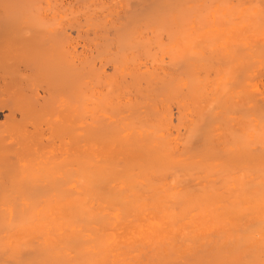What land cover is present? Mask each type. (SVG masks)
<instances>
[{
	"label": "bare ground",
	"instance_id": "6f19581e",
	"mask_svg": "<svg viewBox=\"0 0 264 264\" xmlns=\"http://www.w3.org/2000/svg\"><path fill=\"white\" fill-rule=\"evenodd\" d=\"M143 1L97 95L62 27L0 35V82L19 90L0 241L36 238L32 264H264V0Z\"/></svg>",
	"mask_w": 264,
	"mask_h": 264
},
{
	"label": "rangeland",
	"instance_id": "374dc122",
	"mask_svg": "<svg viewBox=\"0 0 264 264\" xmlns=\"http://www.w3.org/2000/svg\"><path fill=\"white\" fill-rule=\"evenodd\" d=\"M86 1L87 0H84V1L83 0H59V1L58 0H34V1L33 0H31V1L30 0H0V35H3L7 39L10 37L13 39L15 37L17 39V41L23 42L24 40H26L28 38L30 39L32 37V34L33 35L36 34L35 36H37V34L40 35V34H43L44 31L46 32V29L49 31V28H48L49 25H50V30L54 29V28H56L57 30H60L59 28L62 27L61 29L63 30V32L65 31V33L67 35H69V36L71 35L70 37L73 41V43L71 42V44L69 46V50L71 52L73 51L75 54H78L83 50L87 53V56H88L87 59H88L89 65H90V67L92 66L90 68L91 78H93V82H94L95 78L97 80V81L95 80L97 84L91 85V87H90L91 88V94L93 93L94 95H97L98 93H101L104 91V89H105V78L112 74V65L109 62L108 56L110 57V55H114L118 49V43H117V34L118 33L116 34L115 32H118V31L120 32V30L124 31L125 28H123V27H126V25H127L126 22L130 21L131 23H133V21H132L133 18H135L136 16L138 17L137 14H139L140 12L143 13V15H141L142 13L139 14L140 17L145 16L144 13H146L148 9H145L142 7V5H140V3H142L143 0L141 2H139L140 0H134V1H132V0H127V1L126 0L125 1L124 0H122V1L121 0H88L87 2ZM145 1H148V0H145ZM145 1H143V2L145 3ZM150 1L151 2L153 1V2L151 3V5H148V6H152V4L153 5L157 4L156 0H149L148 2L150 3ZM28 2L30 5L28 4ZM139 6L142 7L143 9H141ZM23 8H25V9H23ZM86 8H87V10H86ZM101 8H103V9L101 10ZM90 9H91V11H90ZM38 10H40V11H38ZM49 10H51V12ZM62 10H64V11H62ZM96 10H97V12H95ZM57 11H60L61 14L59 13V15H58ZM70 11H72V12H70ZM47 12L49 13V15ZM79 12H81V14ZM130 12H131V14H130ZM68 13H70V15H68ZM77 13H79V15H76ZM71 14H74L75 16L71 15ZM90 14L91 15L93 14V15L91 16ZM37 15H38V17H37ZM133 15H136V16H133ZM85 16H87V17H85ZM126 16L127 17L129 16L128 21L127 20L124 21L125 19H127ZM77 17H78V19H77ZM130 18H132V20ZM33 19L35 21H33ZM71 19L73 20V22H71L72 21ZM96 19L100 20V21H97ZM136 19H139V17ZM37 20H39V22ZM41 20H43V21L41 22ZM51 22H52V25H51ZM95 22H96V24H94ZM130 22L128 25L131 26L132 24ZM97 23H99V25ZM31 24H33V25H31ZM35 24H37V25H35ZM45 24H48V25H45ZM61 24H62V26H61ZM41 25H43V28L41 27ZM44 26L45 27L47 26L46 29H44L45 28ZM118 27H119V29H120V27H122L124 30H122V28L120 30H118ZM78 28H79V30H78ZM62 30H60V31H62ZM30 34H31V36H30ZM146 34H147V36H146ZM142 36H143V38H148L149 34L147 32H144ZM78 38H80V39L78 40ZM110 41H111V43H110ZM15 56L20 58L19 54H16ZM18 58H12L11 60H8L9 64L6 61L5 62L6 66L3 67L2 71L4 69H6L7 73L9 75H12V73H14V72L16 73L18 71V69L20 68L19 65L21 63L20 62L21 58L20 59H18ZM92 76H94V77H92ZM16 87L17 86H14V88H12L10 91L9 90L7 91L0 82V128L1 129H2V127L6 126V123H7L6 121H8V118H7V120H5V117L8 115V109H9V104H10L9 101L16 100L18 98V94H19L18 91L19 90H17ZM37 93L39 94V97L42 98V95H41L39 90ZM41 103H42V100H39V104H41ZM171 112H172V117H173L174 124H175L176 110L173 109ZM5 230L6 229L4 227H0L1 235L3 232H5ZM34 239L37 240L36 238H34ZM3 240H1L0 243ZM35 240H32L34 242L33 243L30 242V243L32 246L37 247L39 245V243H38V241H35ZM4 244H5V242L0 244V264H28V263L32 264V262L36 263L35 261H37V262L39 261L38 256H40V255H33V254H35V252L37 253L36 250L31 252V250L28 251V249H26V248L32 247L30 244H28L30 246H28V245L25 246V244L20 243V244H17V246H14L15 248L12 247L11 243H8V245H7V243L5 245ZM29 249H31V248H29ZM14 252H16L18 255H14ZM13 255H14V257H13ZM37 258H38V260H36ZM41 259H42V257L40 256V260ZM140 260H141L142 264L145 263L143 258L142 259L140 258ZM30 261H31V263H30ZM52 261L54 262V260H52ZM71 261H72V263H71ZM75 262L81 263L82 259H78L77 257L72 258V260H70V262H68V263L74 264ZM133 262H134V260L131 263H133ZM54 263H51V264H54Z\"/></svg>",
	"mask_w": 264,
	"mask_h": 264
}]
</instances>
